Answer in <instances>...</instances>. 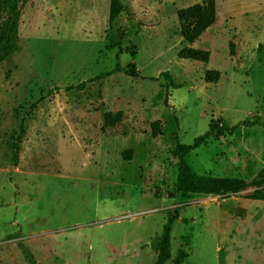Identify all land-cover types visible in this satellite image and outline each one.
I'll use <instances>...</instances> for the list:
<instances>
[{
  "label": "rangeland",
  "instance_id": "obj_1",
  "mask_svg": "<svg viewBox=\"0 0 264 264\" xmlns=\"http://www.w3.org/2000/svg\"><path fill=\"white\" fill-rule=\"evenodd\" d=\"M119 1L111 23L110 0L22 7L17 49L0 62V264H154L172 209L164 264H264L255 186L171 195L174 135L191 144L211 118L240 125L188 153L195 173L250 182L264 168V0ZM200 2L216 19L186 44L176 11ZM184 45L208 62L178 58ZM117 58L136 74L104 75ZM162 71L182 86L166 92ZM108 111L123 115L102 129Z\"/></svg>",
  "mask_w": 264,
  "mask_h": 264
},
{
  "label": "trees",
  "instance_id": "obj_2",
  "mask_svg": "<svg viewBox=\"0 0 264 264\" xmlns=\"http://www.w3.org/2000/svg\"><path fill=\"white\" fill-rule=\"evenodd\" d=\"M29 0H0V15L3 14V20L0 23V62L12 54L17 49L15 42L18 21L21 14L22 7ZM123 10L119 0H110L108 21L111 23ZM177 19L180 26V35L186 44H191L199 38V36L209 28L216 19V8L212 3L200 2L189 5L185 8H180L176 11ZM233 44L229 43V53H233ZM210 53L204 49L192 48L184 45L177 52V57L181 59H189L208 62ZM116 71H124L127 74L135 75L136 72L132 65L123 68L117 62L115 67L108 73ZM164 80L166 92L170 88L181 87V84L174 83L171 74L168 71L160 72ZM220 78L218 70L208 69L204 73V80L207 82L216 83ZM84 83L75 86L76 89H81ZM72 86L67 87V89ZM122 111L106 112L103 117L102 129L112 127L122 118ZM240 125L237 123L228 126L223 123L221 118H211L207 130L202 134L196 136L191 144H182L179 141L178 135H174L173 148L171 151L172 158L176 161L177 172L173 183L171 195L180 194H203V195H226L236 194L248 187L255 186L251 198L257 200L264 199V168H262L250 182L234 177H221L210 174H197L190 167L186 156L188 153L201 144L205 143L209 138L218 139L225 133H233ZM152 135L156 136L158 133V121L151 124ZM17 144L15 148H17ZM16 159V152L12 155V160ZM179 217L176 209L169 210L166 221L163 225L160 235L153 239L150 246L157 251V258L154 264H164L170 258V232L175 220ZM26 258L31 261V256L26 248H24ZM182 257L175 259L174 264H181Z\"/></svg>",
  "mask_w": 264,
  "mask_h": 264
}]
</instances>
